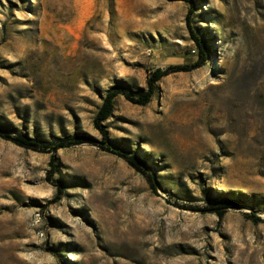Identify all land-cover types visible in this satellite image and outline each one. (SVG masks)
Listing matches in <instances>:
<instances>
[{"label":"rangeland","instance_id":"rangeland-1","mask_svg":"<svg viewBox=\"0 0 264 264\" xmlns=\"http://www.w3.org/2000/svg\"><path fill=\"white\" fill-rule=\"evenodd\" d=\"M194 1L205 64L162 77L146 105L119 94L104 122L144 170L84 142L47 179L51 153L0 135V264H264V0ZM190 7L0 0V129L100 142L110 87L147 91L157 68L199 60ZM222 198L238 201L222 217L188 209Z\"/></svg>","mask_w":264,"mask_h":264},{"label":"trees","instance_id":"trees-1","mask_svg":"<svg viewBox=\"0 0 264 264\" xmlns=\"http://www.w3.org/2000/svg\"><path fill=\"white\" fill-rule=\"evenodd\" d=\"M170 1H176V0H170ZM187 3L191 4V7L189 9V14H188V19H187V25L189 27V30L192 34V38L195 40L197 43L199 49H200V54H199V60L192 64H174L170 65L169 67L163 69V67H159L156 70H154L151 74V77L148 82V88L147 91H140L137 93H133L131 90H128L124 85L122 84H117L113 87H110L109 90L107 91V94L104 98L103 103L101 104V107L99 108L98 114L96 116V119L94 120L95 127L100 130V132L103 134L102 140L98 143H94L92 138L88 137L87 135H81V134H71V135H66L60 138H56L54 140H41L37 138H32L28 137L27 135L20 134L18 133L17 135H11L8 132H1L0 135L6 138L12 139L16 144L38 150L41 152L45 153H51V165L53 170H51L48 174L47 179H51L53 176L54 171L57 169V164L55 163V153L59 151L60 149L63 148H68L73 145H78L84 142H91L95 145L100 146L103 149H106L110 151V153H113L117 156L123 157L124 159L127 160V162L139 169V170H144L143 162L140 160L138 157V154L136 153H131L128 152L126 149L114 145L110 141V135L109 131L104 124L106 120H108L109 117L112 116L113 111H114V104L116 103V98L118 97L119 94H124L128 100L136 103V104H148L151 102L154 94H155V89L157 87V82L162 78L165 77L171 73L174 72H184V71H191L195 68L201 67L203 64H205V61L207 59V51L205 48V44L201 38L200 35H198V32L194 28L192 24V19H193V14H194V0H182ZM148 176L151 181V184L153 185L154 188H156L157 184L155 179L153 178V175L151 172L148 171ZM58 194L63 193V186L59 185L58 186ZM59 197V196H58ZM238 204V201L234 199H229V198H222L216 205L214 206H207V207H196L194 205H190L188 209L194 210V211H211L216 213L218 216L222 217L227 210L231 208H235ZM247 216L252 219L255 222H261L263 221V218L260 216L256 215L255 213H250L247 214Z\"/></svg>","mask_w":264,"mask_h":264},{"label":"water","instance_id":"water-1","mask_svg":"<svg viewBox=\"0 0 264 264\" xmlns=\"http://www.w3.org/2000/svg\"><path fill=\"white\" fill-rule=\"evenodd\" d=\"M0 131H1V132H5V131H3V130H1V129H0Z\"/></svg>","mask_w":264,"mask_h":264}]
</instances>
